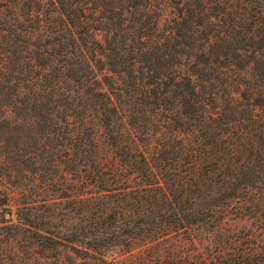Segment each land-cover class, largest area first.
Wrapping results in <instances>:
<instances>
[{
    "label": "trees",
    "instance_id": "1",
    "mask_svg": "<svg viewBox=\"0 0 264 264\" xmlns=\"http://www.w3.org/2000/svg\"><path fill=\"white\" fill-rule=\"evenodd\" d=\"M26 232L30 264H264V0H0V264Z\"/></svg>",
    "mask_w": 264,
    "mask_h": 264
},
{
    "label": "rangeland",
    "instance_id": "2",
    "mask_svg": "<svg viewBox=\"0 0 264 264\" xmlns=\"http://www.w3.org/2000/svg\"><path fill=\"white\" fill-rule=\"evenodd\" d=\"M168 19H170V10L168 8H163L160 10V18H159V28L162 29L165 25V23L168 21ZM103 146L102 144V140H99V147L101 148ZM64 174V172H59L56 174V181H60L63 183V187H66V185L69 183H71V185H73L75 182L76 176L70 175V174H64V176H60ZM69 177L71 178V180H69ZM42 181H37L36 180V184H34L31 188H32V192L35 193H41V191L43 190V185H45V183H41ZM24 183H28V182H24ZM7 188H9V190H11L10 186L8 184H5ZM23 190V188H21ZM26 189V188H25ZM52 189L58 190V185L54 186ZM54 190V191H55ZM63 191V190H62ZM49 193V192H48ZM60 193L59 191L53 192V198L57 197V194ZM70 193V191L65 190V194ZM66 194V195H67ZM56 202L53 203V205H55L57 207V209H54V213L57 214L58 211V207L62 206L63 204L61 203L60 199L55 200ZM64 201V200H62ZM60 204V205H59ZM50 212V211H47ZM78 215H70V218L66 221V223H64L66 225V227H70L71 225H74L76 223L80 222L82 223V221H77L79 220L77 218ZM58 221V220H57ZM78 224V225H79ZM230 228H242L244 227L245 229H248L249 227L253 226L255 227V224L253 223V221L251 219H245V220H236L233 221L230 225ZM61 227L59 226L58 229H60ZM63 230V229H62ZM27 232L23 235V236H17V239L11 244L13 247V255H9L8 258H6L4 260V264H30V259L32 256H37L35 253H33L32 251L27 250L28 249V243L27 240L25 239V237L27 236ZM209 235V234H208ZM198 238V237H196ZM188 240H185V242H187ZM201 242V243H199ZM194 244L197 247H204L206 245H209V242L204 238V236H202L200 238V240H196L194 242ZM187 245H189L187 243ZM190 248H193L194 246L191 245L189 246ZM60 253L62 255H68L69 257H73L74 254L71 250L69 249H62L59 250ZM145 252V247L144 246H139L137 248L133 249V254H137L139 252ZM109 254H112L115 256V258L118 261H123V263L121 264H126V259H128L129 254H123L122 250L119 248H115L113 249L112 252H110ZM31 264H40V263H36V262H31Z\"/></svg>",
    "mask_w": 264,
    "mask_h": 264
}]
</instances>
